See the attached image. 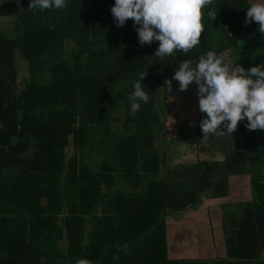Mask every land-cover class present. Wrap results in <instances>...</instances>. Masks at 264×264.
<instances>
[{
	"label": "trees",
	"instance_id": "obj_1",
	"mask_svg": "<svg viewBox=\"0 0 264 264\" xmlns=\"http://www.w3.org/2000/svg\"><path fill=\"white\" fill-rule=\"evenodd\" d=\"M263 1L213 0L203 9L200 43L187 55L177 51L175 58L161 59L154 56L158 42L140 45L135 27L128 29L131 19L124 27L116 26L111 15L115 0H67L66 10L44 11H29L30 0H20L19 5L15 0L14 9L5 14L16 17L21 32L12 37L0 34V264H48L46 254L61 264H76L78 259L92 264H264V179L255 181L251 174V166L261 158L259 169L264 175V152L257 154L251 148L257 130L248 131L247 120L241 121L227 147L219 142L213 148V135L203 137L199 127L206 114L199 110L197 85L181 92L172 81V91L167 92L164 84L182 60L197 61L208 51L217 52L230 68L238 64L248 71L264 64V51L256 50L258 41H253L256 35L248 34L258 25H245L250 3ZM208 11L217 13L215 21ZM225 28L232 30L235 40L226 37ZM239 33L243 53L236 62L224 51L237 44ZM66 39L73 43L71 61L58 54ZM15 50L28 67V78L17 93L10 90ZM141 72L148 73L142 84L150 99L132 116L128 96ZM43 75L46 79L41 82ZM118 81L127 85L120 89L116 103L112 92ZM158 88H162L161 113L153 101ZM166 94L180 100L167 108ZM116 104L123 105V124L114 131L109 152L86 165L80 160L81 151L79 163L70 159L65 168L62 148L68 136L74 145L80 138V149L88 146V139L97 136L94 131L111 123ZM169 121L179 124L170 141L193 146L195 164L169 166L172 146L164 139ZM154 127L164 147L162 176L150 178L135 192L122 190L120 185L157 173L160 157L153 148ZM214 153L222 154V160H210ZM59 174L65 179L77 175L74 206L64 199ZM242 174L250 175L248 186L254 195L242 204L240 218L225 238V257L208 262L169 259L165 245L169 219L179 221L196 211L202 198L226 197L228 179ZM83 221L86 244L77 237ZM16 224L30 232L27 239ZM62 230L68 249L73 250L68 261L55 247ZM34 240L43 242L44 251L37 250Z\"/></svg>",
	"mask_w": 264,
	"mask_h": 264
},
{
	"label": "clouds",
	"instance_id": "obj_2",
	"mask_svg": "<svg viewBox=\"0 0 264 264\" xmlns=\"http://www.w3.org/2000/svg\"><path fill=\"white\" fill-rule=\"evenodd\" d=\"M213 0H115L111 15L117 27H124L128 20L134 22L141 46L158 42L154 56L164 59L176 57L181 51L187 55L200 43L204 31L203 9ZM20 0H17L19 5ZM66 10L67 0H30L29 11ZM21 12L23 9L21 8ZM216 20L217 13L208 11ZM255 22L264 33V3H253L246 12L245 25ZM138 26V27H137ZM54 28L53 26H50ZM148 73H139L128 96L130 115L135 116L141 104L150 96L142 81ZM179 83V91L197 85L198 105L206 118L199 127L203 137L208 135L232 137L238 124L247 120L248 131L264 130V64L245 69L238 64L231 68L215 51L199 56L197 61L182 60L171 79L165 80L167 92L172 91V81ZM226 129L222 131L221 129ZM126 247V246H125ZM76 264H92L78 259Z\"/></svg>",
	"mask_w": 264,
	"mask_h": 264
},
{
	"label": "crops",
	"instance_id": "obj_3",
	"mask_svg": "<svg viewBox=\"0 0 264 264\" xmlns=\"http://www.w3.org/2000/svg\"><path fill=\"white\" fill-rule=\"evenodd\" d=\"M253 3L256 2L250 3L249 6ZM261 3H264V1ZM15 5V0H0V25H3L9 20V17L5 13L12 11ZM255 35L256 38H254ZM249 37L254 38L253 41H258L256 50L263 52L264 33H260L253 27ZM236 45H240V43L238 42ZM231 49L232 51L229 50L225 54H228L233 61H239L241 59V53H243V46L239 48L232 47ZM111 112V123L100 126L94 131L97 136H94L91 140L88 139V146H86V165L92 164L95 159H101L103 155L105 156L109 152V144L115 141L110 126L114 127L115 130H119L122 126L123 105L116 104L112 106ZM196 115L197 113L195 114L194 121L197 119ZM158 119L159 122L162 121L160 114ZM178 125L176 122H166L164 126V139L166 141L171 142L170 139ZM87 133H92V131L87 130ZM152 134L153 148L160 157L157 173L152 176L142 175L139 182L131 185H120L122 190L135 192L142 188L144 183L150 178L159 179L162 176L164 171V147L155 127ZM171 146L170 167L175 165L187 166L197 162L193 146L173 142H171ZM260 159L257 162H261ZM210 160L221 161L222 154L214 153V155L210 156ZM249 179L250 175L248 174L232 176L228 179V194L226 197L214 199L202 198L201 204L196 211L187 212L183 219L179 221L169 219L171 223L167 226L165 235L167 257L169 259L189 258L196 259V261L208 262V260L218 257V253L220 252L219 248L222 247V252L225 253L224 245H220L218 242L220 236L224 233L223 230L232 227L230 225L231 221L238 222L241 215L240 209L244 206L242 204L250 202L252 198L251 190L248 186ZM220 257L224 258L225 256L221 255ZM204 258L207 260H203Z\"/></svg>",
	"mask_w": 264,
	"mask_h": 264
},
{
	"label": "rangeland",
	"instance_id": "obj_4",
	"mask_svg": "<svg viewBox=\"0 0 264 264\" xmlns=\"http://www.w3.org/2000/svg\"><path fill=\"white\" fill-rule=\"evenodd\" d=\"M7 16L9 17V20L7 22H5L3 25H0V34H3L6 37H12V36L18 35V32L19 33L21 32L20 24L18 23V20L12 14H7ZM127 25H128V29H132L133 30V27H134V22L133 21L130 20ZM225 29H226V34L228 32L231 33L232 38H230V39H232V41L235 40L234 39L235 36L232 34V30L230 28H228V29L225 28ZM250 33H251V30H248V34H250ZM73 34L75 36H77L78 32L74 31ZM226 37H227V35H226ZM214 38L215 37H210L209 40H212ZM236 40H237V43L238 42L240 43V45H235L234 47H237V48H239L240 46L242 47L243 43H242V34L241 33H239L238 38H236ZM231 48H228L227 50H225L224 53H228L229 50L232 51ZM71 50H73L72 41H69L67 39L64 40V42L62 43V45L60 47V50L58 51L59 58L64 60V61H71V58L69 57V53H70ZM240 57L242 58V53H241ZM81 60H83V57L81 58ZM13 70H14L15 76H14V80H13V85L10 87V90L13 93H17L23 87V81L26 78H28L27 63L20 56V54H19V52L17 50H15V56H14V60H13ZM45 79H46V76L43 75L40 78V81L44 82ZM173 81L179 87V83L177 81H175V80H173ZM125 85H127V83H123L121 81H118V82L114 83L113 92H112V96H113L112 99H115L116 103H117L116 97H119V94H120L122 88ZM194 85L195 84L190 85L188 90H187V92H189L191 90H195L194 88L191 87V86H194ZM178 90H179V88H178ZM153 96H154L153 97L154 106L160 112L161 111L160 109L162 107V88H158L157 90H155ZM166 99H167V108H170L174 104L178 103V101L180 100V99H177V98H175L174 96H172L170 94L169 95L166 94ZM118 105H120V104H118ZM111 130L114 133V131H115L114 127L111 126ZM221 130L226 132V129H224V128H222ZM129 131L130 130H128V132ZM262 133H264V130H257V136L252 139V143H251L252 144L251 148H253L252 150H254V148H256V150H258L257 154L260 151L264 152V138L261 136ZM114 136H116V135L114 134ZM235 136H236V134H232V137L229 136V135H225V136H214L213 135V137H212V139H213L212 140L213 148H217V145H218L217 143H219V142L223 143L224 146L227 147L226 144L229 145L230 141L235 139ZM73 141H74L73 138L68 136L66 145L62 148V155H63V157H62V165H64L65 168H66V163L70 159L71 160H75V161H77V163H79V159H80L79 156L81 154V151H82L83 159H80V160H82L86 164V146L84 147L85 144L83 143L84 144L83 145L84 148L82 147L83 150H81L82 148L81 149L79 148V143H78V141H80V138L79 139L77 138L76 141H77L78 144L76 143V145L73 144ZM259 166H261V163L259 164V162H256V163H254L253 166H251L252 178L255 181L264 179V175L261 174ZM56 175H58V174H56ZM75 175L69 174L67 176V178L65 179V177L63 175L59 174V186L61 185L62 187H64V195H65L64 199L66 200V203H68V205H73L74 203L78 202L77 201L78 200V197H77V195H78V186H77V182H76L77 181L76 180L77 175L76 176ZM64 182H66L65 185L63 184ZM251 195H254V191H251ZM39 204H40V206H44L45 205L43 198L39 199ZM64 213H65V208L62 207L60 209L61 216ZM59 217H60L59 215L56 216V222L57 223H59ZM82 219L84 220V216H82ZM234 223H235V221H231L230 225L233 227ZM114 225H116V224H114ZM224 227H225V225H224ZM20 228H21V226L16 224L15 229L17 231H19L21 233V235H23L27 239L28 236L30 235V232L27 233L25 231H22ZM229 229H231V230H229ZM223 231H224V233L222 234V236H220V240L218 242V244H220V245H224L225 238L233 230H232V228H228V229L223 230ZM44 233H45V231H44ZM77 235H78L77 237L79 238L80 243L86 244V241H87V238H86V223L84 221L82 222V224L78 228ZM32 243L37 248V250L44 251V246L45 245L43 244V242H39L38 243L36 240H34ZM165 245H166V241H165ZM55 247H56L57 251H59L63 255L64 260L68 261L69 260V254H72L73 250L68 249L67 242H66L63 230H62L61 236L56 238ZM105 248L108 250L110 247L105 246ZM219 251H218L219 253H218V257L217 258H213V259L208 260V261H214L215 259L223 258V257H220L221 255L222 256L226 255V252L225 253L222 252V247L219 248ZM44 258L47 259L46 261H47L48 264H61L60 262L55 263L51 259L52 257H49L47 254L44 256ZM261 258H262V256L260 257V259ZM198 260H200V259H198ZM203 260H207V259L204 258Z\"/></svg>",
	"mask_w": 264,
	"mask_h": 264
},
{
	"label": "built area",
	"instance_id": "obj_5",
	"mask_svg": "<svg viewBox=\"0 0 264 264\" xmlns=\"http://www.w3.org/2000/svg\"><path fill=\"white\" fill-rule=\"evenodd\" d=\"M226 35H227V37H232L231 33H229V32Z\"/></svg>",
	"mask_w": 264,
	"mask_h": 264
}]
</instances>
